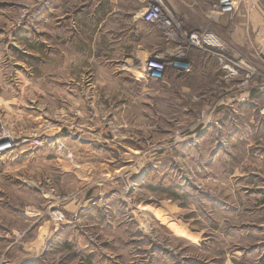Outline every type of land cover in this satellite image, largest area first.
<instances>
[{
    "label": "rangeland",
    "instance_id": "374dc122",
    "mask_svg": "<svg viewBox=\"0 0 264 264\" xmlns=\"http://www.w3.org/2000/svg\"><path fill=\"white\" fill-rule=\"evenodd\" d=\"M233 6L0 0V144L30 140L0 157V264H264V0Z\"/></svg>",
    "mask_w": 264,
    "mask_h": 264
},
{
    "label": "built area",
    "instance_id": "2783aa9c",
    "mask_svg": "<svg viewBox=\"0 0 264 264\" xmlns=\"http://www.w3.org/2000/svg\"><path fill=\"white\" fill-rule=\"evenodd\" d=\"M229 3V5H228ZM223 7V8H222ZM220 8L223 11H229L232 13L234 11V6L232 4V1L229 0H220ZM141 19L144 22L151 23V24H159L161 26H167L165 25L166 22L170 23V19L167 17V13L162 9L161 2L155 1L152 2L148 7L143 11L141 15ZM198 33H193L191 36V43L193 45H197L200 47H203V45L216 47L217 49H221L222 46L220 44V41L216 36H214L212 33H204L202 36L197 35ZM180 56H177L176 58H170V60H167L163 57H157L156 55H150L144 64V71H149L150 74H161L165 71L166 66L168 64H172L175 61L179 59ZM148 60V61H147ZM264 90V83L262 85Z\"/></svg>",
    "mask_w": 264,
    "mask_h": 264
},
{
    "label": "crops",
    "instance_id": "0c3cea01",
    "mask_svg": "<svg viewBox=\"0 0 264 264\" xmlns=\"http://www.w3.org/2000/svg\"><path fill=\"white\" fill-rule=\"evenodd\" d=\"M226 19V18H225ZM226 23H227V21H226ZM254 27H255V29L256 30H258L259 31V34H262L263 36H264V22H263V16H262V14H258V13H255V15H254ZM245 30V26H244V24H242L241 23V21H240V19H238V22L236 23V22H234V24H233V32H234V35L235 36H237V41H238V45H239V49L241 50L242 48H241V43H243L244 44V49H245V40H243V38H245L244 37V31ZM197 33V32H196ZM193 49H195V50H203L204 51V48L205 47H200V46H191ZM213 50H215V51H217L215 48H212ZM216 53H218L219 55H217L216 54V56L218 57V58H220V57H227L228 55H227V53H232L233 54V57L234 56H237V63L236 62H233V64L235 65V70H233V71H231V70H229V71H231V72H233L232 74H233V76H230L229 78L232 80V81H236V79H237V74H235V72H236V67H239V69L242 67V66H240V61H243L244 59L241 57V54H237L236 53V51L234 50H232V49H230V48H227V49H225V50H222V52H216ZM170 55H172V54H170ZM230 57V56H229ZM234 58H236V57H234ZM219 61V60H218ZM220 63H226V62H222V61H219L218 62V65L220 64ZM192 68V65H191V62H190V67L188 68V70H182V71H180L179 72V70H175L174 68H168L167 69V71H171V70H174L177 74H182V73H187V72H189L190 71V75L191 74H193L192 73V71L193 70H190ZM227 68H229L228 66H226V67H218V70H220L223 74L224 73H226L227 74V76H228V72H227V70H225V69H227ZM229 69H231V67L229 68ZM239 69H237L238 71H239ZM194 75H199V73H195ZM257 94V93H256ZM256 94H254V96L256 95ZM257 97H259V96H261V97H263L264 98V92H261V94H259V95H256ZM260 98V97H259ZM264 108V107H263Z\"/></svg>",
    "mask_w": 264,
    "mask_h": 264
},
{
    "label": "bare ground",
    "instance_id": "6f19581e",
    "mask_svg": "<svg viewBox=\"0 0 264 264\" xmlns=\"http://www.w3.org/2000/svg\"><path fill=\"white\" fill-rule=\"evenodd\" d=\"M229 1H232V4H233V0H229ZM228 5H229V3H228ZM167 17H168V15H167ZM171 23H173V25H174V22L171 20L170 23L166 22L165 25H167V26H163L166 31H168L170 29ZM170 57L171 58H176L177 56L175 54H172V56H170ZM147 72L150 74L149 71H147ZM142 74L143 73H141L138 77H142ZM36 135L38 136V134H36ZM36 135H35V137H36ZM11 138H12V140H10L11 142H5V143L0 144V157H3L4 155L8 154L9 152H11L15 148H17L22 143H25L27 141H30V140H27L25 142L24 141H17L14 136H11Z\"/></svg>",
    "mask_w": 264,
    "mask_h": 264
}]
</instances>
